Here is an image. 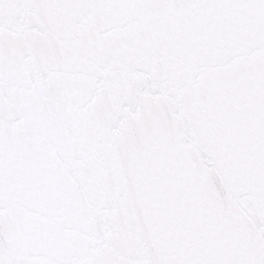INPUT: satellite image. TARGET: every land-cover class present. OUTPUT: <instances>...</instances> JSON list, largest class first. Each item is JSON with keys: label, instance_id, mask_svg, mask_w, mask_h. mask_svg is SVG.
Returning a JSON list of instances; mask_svg holds the SVG:
<instances>
[{"label": "snow or ice", "instance_id": "6c2138e0", "mask_svg": "<svg viewBox=\"0 0 264 264\" xmlns=\"http://www.w3.org/2000/svg\"><path fill=\"white\" fill-rule=\"evenodd\" d=\"M0 264H264V0H0Z\"/></svg>", "mask_w": 264, "mask_h": 264}]
</instances>
